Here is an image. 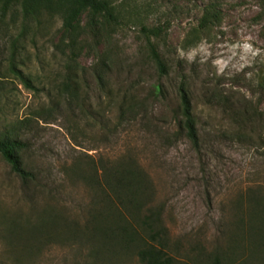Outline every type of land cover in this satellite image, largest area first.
Segmentation results:
<instances>
[{
  "label": "rangeland",
  "instance_id": "obj_1",
  "mask_svg": "<svg viewBox=\"0 0 264 264\" xmlns=\"http://www.w3.org/2000/svg\"><path fill=\"white\" fill-rule=\"evenodd\" d=\"M112 2L117 20L103 28L79 29L75 45L77 63L82 67L78 70V98L61 94L55 87L65 68L64 53H68L66 42L61 41L58 15L50 20L45 15L40 27L32 26L29 32L33 40L26 37L13 53L16 67L31 77L35 88L7 70L9 38L17 27L12 25L11 32L0 33V79L4 82L0 130L18 119H28L18 132L27 142L26 163L40 178L36 187L24 186L0 157V217L16 218L25 225L23 232L30 229L31 235L60 226L62 220L50 207L64 211L68 219L82 220L92 190L70 171L67 174L68 167L77 157L90 155L97 161L130 151L152 181L154 202L163 206L164 246L177 264H215L219 250L226 256H255L245 264H261L264 147H259L256 133L264 122H253L254 128L246 122L243 131L252 135L237 137L232 133L235 126L229 127V116L211 96L220 91L239 102L251 98L264 119V87L257 84L264 81L261 0ZM208 3L220 9V20L187 41ZM9 16L6 14L7 19ZM142 25L161 27L159 36L150 39L166 64L165 72H159L150 57ZM102 52L111 61L104 89L91 69ZM156 83L162 84L161 92H155ZM179 83L190 92L202 143L200 153L182 133L174 134ZM131 95L140 103L135 117L108 131L107 125L111 128L116 123L118 103ZM53 104L58 105L56 111L38 112ZM12 230L16 227L0 219V264H13L15 255L23 256L13 251L20 236L12 237L14 247L6 242V232ZM87 254L73 239L45 240L34 255L22 257L21 264H92ZM105 259L99 264H144L134 254L120 261L109 255ZM218 262L224 264L221 258Z\"/></svg>",
  "mask_w": 264,
  "mask_h": 264
},
{
  "label": "trees",
  "instance_id": "obj_2",
  "mask_svg": "<svg viewBox=\"0 0 264 264\" xmlns=\"http://www.w3.org/2000/svg\"><path fill=\"white\" fill-rule=\"evenodd\" d=\"M264 9V0L260 2ZM6 14L10 16L6 18ZM50 20L54 15L61 19L60 30L66 42L68 53H64V71L60 80L55 84L57 91L67 94L69 97L78 98V88L81 65L77 63L75 45L79 35V29L84 32L93 30L97 26L106 27L112 21L117 20V11L112 0H0V33L11 32V26L17 27V32L9 38L11 50L9 55L8 72L13 73L27 87L35 88L31 77L16 67L13 53L22 45L26 37L33 40L29 35L32 26L39 28L43 18ZM220 9L214 3L203 6L202 13L196 25L192 29V37L187 41L197 38L200 31L205 30L220 20ZM20 17V19H18ZM84 20L85 22L81 23ZM34 22V24H32ZM148 43L150 57L155 62L159 72L166 71V64L157 50L156 43L150 38L158 37L161 31L159 25L141 26ZM111 61L106 52L99 54L97 62L91 65L94 78L99 87L106 86V73L110 68ZM4 82L0 79V90L4 88ZM258 86L264 87V81H258ZM162 84L154 85L155 92L162 91ZM179 117L178 129L174 134L182 133L190 142L191 146L200 153L202 143L199 136V128L196 115L186 86L179 83L177 86ZM215 105L221 106L223 112L229 116V127H234L232 133L237 137L251 136L244 130V125L249 122L254 128L253 122H264L263 111L254 106L251 98L244 97L242 102L234 100L231 95L215 91L212 95ZM134 96L123 97L118 103L116 123L107 130L110 132L122 124L130 122L135 117L136 107L139 105ZM58 109L57 104L39 108L38 112H52ZM26 119H18L8 129L0 130V157L4 159L10 169L15 172L26 187H36L40 182L38 173L26 163L24 154L27 150V142L18 132L19 127ZM239 123V124H237ZM236 129V130H235ZM260 132L256 133L259 147H264V125ZM225 134V132H224ZM70 174L87 183L92 190V199L89 207L84 210L82 220L68 219L64 211L52 209L56 216L62 220L60 226L51 231L39 233H24L23 223H19L14 217L1 216L2 223L9 222L16 227L10 234L5 235L8 245L14 247L12 237H19V244L15 241L14 252L23 256L15 255L13 264H21L22 257L34 255L39 246L45 242L57 241V239H73L88 250L87 257L91 258L92 264L104 262L106 256L118 261L125 256L136 255L144 264H177L165 250L166 227L162 222L163 206L155 203L153 199V185L147 172L136 161L130 151L123 152L116 158L77 157L68 167ZM40 215V214H39ZM34 223V221H32ZM29 226V225H28ZM39 231V230H38ZM29 237L32 239L30 240ZM93 244L94 247L88 246ZM233 245V246H237ZM231 246V247H233ZM233 250V249H232ZM29 254V255H28ZM215 264L218 259H238L247 262L251 255L240 254L239 256H226L223 250L215 254ZM227 264L226 262H223Z\"/></svg>",
  "mask_w": 264,
  "mask_h": 264
},
{
  "label": "crops",
  "instance_id": "obj_3",
  "mask_svg": "<svg viewBox=\"0 0 264 264\" xmlns=\"http://www.w3.org/2000/svg\"><path fill=\"white\" fill-rule=\"evenodd\" d=\"M242 257H244V256H242ZM242 257H238V259H233V260H231V259H225V260H223V262H228L227 264H245L246 262H242ZM249 257V256H248ZM255 256H251V257H249V259H250V262H251V260L254 258ZM261 258V260L259 259V261L258 262H260V261H263L261 264H263L264 263V256H262V257H260ZM254 260V259H253ZM248 261V260H247ZM249 264H251V263H249ZM254 264V263H253Z\"/></svg>",
  "mask_w": 264,
  "mask_h": 264
}]
</instances>
